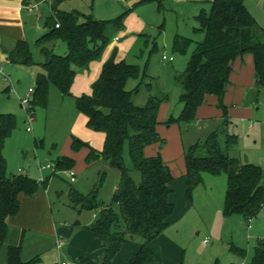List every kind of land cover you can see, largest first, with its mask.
Returning a JSON list of instances; mask_svg holds the SVG:
<instances>
[{"label":"rangeland","instance_id":"obj_1","mask_svg":"<svg viewBox=\"0 0 264 264\" xmlns=\"http://www.w3.org/2000/svg\"><path fill=\"white\" fill-rule=\"evenodd\" d=\"M212 1L175 0L173 3L163 0H136L124 9L122 3L116 0H99L96 3L92 0H67L60 10L92 15L98 20L115 19L125 11L128 12L125 32L120 31L112 35L118 36L120 41L115 43L112 38L102 56L92 63L108 61L113 51L118 48L120 58L140 69L141 77L128 80L127 90H135L142 76L146 75L139 93L134 95V102L143 106L151 97L166 98L158 114V133L165 143L146 149L147 154L151 151L154 155L160 154L176 179L171 184L170 195L175 213L171 216L165 232L172 235L168 238L175 244V249L180 252L185 264H249L257 240L264 239V215L253 219L250 224L242 216L229 219L224 217L228 182L225 172L216 175L204 173L203 182L189 197L187 180L183 176L186 172L184 154L196 145H200V150L204 149L207 138L216 132L223 150L229 147L228 155L231 158L263 167L264 89H260L258 93L257 86L254 90L246 87L247 93L242 101H238V94L226 96L225 104L228 106L231 121L229 124L225 123L227 126H224L225 119L221 118L217 98L214 96L208 97L206 104L199 110L198 117L201 119L189 124H166L170 118L177 119L181 114L182 88L177 82V76L185 71L195 48V43H192L187 53L176 52L173 49V40L177 34H181L194 42L202 41L204 34L195 32L199 26L196 13L201 7L209 12ZM257 4L259 6H256ZM108 6H111L112 10H108ZM249 8L264 24V0H251ZM45 19L43 17L41 21L42 29ZM30 46L34 65L0 67L3 70L0 69V113L15 115L18 123L6 139L4 156L8 164V175L28 174L33 180L42 182L46 179L47 183L46 186L41 185L34 197L23 194L20 196L23 208L19 212L21 218L16 220L9 239L0 247V264H8V247L17 244L23 233L24 258H27V262L39 258L32 264H80L81 258L95 264H103L108 237L95 233L91 226L101 210L112 204L113 195L121 181V173L111 168L105 160L88 166L85 160L87 148L79 151L72 149L75 139L98 151L103 150L105 142L103 133L88 128L87 118L78 110L74 94L64 97L51 85L47 105L36 106L30 124L31 130H28L26 121L29 105L21 108V100L30 89L35 90L38 75L44 73L41 66L44 58L39 47L33 42ZM64 51L67 49L60 42L57 52ZM163 54L173 56L174 60H163ZM106 56H109L108 59ZM240 67L246 73L250 72V75L252 71V79L255 80L252 54H246L241 62H237L233 77ZM232 90L230 89V92ZM83 94L90 95L91 87L83 91L81 96ZM226 129L229 135L237 137L234 142L233 138H228L231 141L228 145ZM206 152L201 150L202 154ZM63 157L75 161L72 171L57 169L56 163ZM124 159L126 166L132 169L128 152H125ZM49 163L55 165V173L49 169L41 171V166ZM104 174V181L100 184ZM132 176L136 182L140 181L139 173L133 172ZM93 191L97 192L90 196ZM75 192L88 200L82 201L81 205L76 204L73 202ZM32 199L34 202H31ZM90 202L98 206L93 211L82 207L89 206ZM114 209L119 213L117 205ZM43 210L46 212L45 216L50 219V225H55L61 230L60 236L65 243H71L69 249L64 246L59 250L52 234L33 230V224L39 220V214ZM44 225H47L46 222ZM205 239H209V242L205 243ZM142 242L140 237L126 242L112 264H127ZM232 246L245 249L246 255L242 253L241 256H245L239 257L232 253Z\"/></svg>","mask_w":264,"mask_h":264},{"label":"trees","instance_id":"obj_2","mask_svg":"<svg viewBox=\"0 0 264 264\" xmlns=\"http://www.w3.org/2000/svg\"><path fill=\"white\" fill-rule=\"evenodd\" d=\"M63 1L66 0H53L54 13L45 21L46 33L36 41L44 58L41 63L44 73L37 77L31 101V110L34 112L36 106L47 105L51 85L62 96H72L71 88L76 75L102 56L113 34L125 29L127 12L115 19L98 20L92 15L59 10V4ZM245 3L246 0H213L209 12L203 7L196 16L199 26L195 32L204 34L202 41L194 42L179 34L175 36L174 51L187 53L192 43H195V48L185 71L177 76V82L182 88L181 114L177 119L170 118L167 125L189 124L199 120V110L206 104L208 97L214 96L221 118L225 119L224 126H227L225 123L231 121L225 104L226 95L237 62H241L248 53L254 59V79L259 88L258 93L264 89V27L260 26ZM60 42L67 51L57 52ZM116 56L117 49L103 64L99 78L92 85L91 94L75 98L78 110L87 118L88 128L105 135L103 150L98 151L76 139L72 149H88L85 159L88 166L105 160L111 168L121 173L112 204L101 210L91 226L95 233L108 237L109 244L103 264H112L122 246L137 237L143 242L127 264H161L149 244L167 229L169 219L175 213L170 195L171 184L176 179L160 154L147 156L145 150L149 146L165 143L158 133V114L166 98L151 97L145 105H137L134 95L139 93L146 75L142 76L135 90H127L128 80L141 77L140 69L125 60H117ZM9 60L16 66L35 64L27 41L17 42L9 54ZM17 124L15 115L0 113V247L10 237V219L16 217L21 209L20 196L34 197L41 185L46 186L47 183L46 179L42 182L33 180L28 174L8 175L4 147ZM225 134L227 145L231 143L228 138L236 141L237 137L229 135L227 129ZM199 146L189 148L184 154L188 196L203 182L204 173L216 175L225 172L228 182L224 217L242 216L250 222L264 213L262 167L231 158L228 155L229 147L223 150L216 132L205 141L204 149H201L207 151L205 154L201 153ZM125 152H128L131 159L132 169L126 166ZM56 165L59 171L68 172L73 170L75 161L63 157ZM133 172L139 173V182L134 180ZM104 178L105 174L100 184ZM96 192L93 191L90 196ZM73 194V202L78 205L88 200L81 194ZM115 205L119 207V213H116ZM82 207L93 211L98 206L90 202L89 206ZM23 242L24 233L17 244L9 245L8 264H32L39 260L36 258L26 262L22 259ZM230 250L239 256L242 253L246 255L245 250L235 246ZM79 262L95 264L85 258L79 259ZM249 264H264V239L257 240Z\"/></svg>","mask_w":264,"mask_h":264},{"label":"crops","instance_id":"obj_3","mask_svg":"<svg viewBox=\"0 0 264 264\" xmlns=\"http://www.w3.org/2000/svg\"><path fill=\"white\" fill-rule=\"evenodd\" d=\"M66 1H63L61 2V4H59V7H58L59 10H60V7L63 4H65ZM135 1L136 0H130L125 4L122 3L123 8L125 9L127 6H129L130 2L132 3ZM163 1L175 3V0H163ZM250 1L246 0L245 4H246L247 9L256 18L260 26L264 27V24L259 20L258 16L254 14L252 10H250L249 8ZM92 2L96 3V2H99V0H93ZM256 6H259V5L257 4ZM107 8L108 10H112L111 6H108ZM202 8L203 7H201V9ZM126 12L127 11H125L124 13ZM199 12H197L196 14L198 15ZM53 13H54L53 0H0V67H4V65H10L13 68L22 67V66H16V65L11 64L9 60V54L15 49L17 42L19 41H27L29 45H31V42L36 44V41L46 33L45 26H44V29H42L43 27H41V21L43 17L47 19L49 16L53 15ZM128 16L129 15L127 12L125 20H124L125 29H126ZM125 29L122 30L123 33L125 32ZM116 37L118 36L113 37V41L115 43H118L120 41V38L118 37L119 40L116 41L115 40ZM119 51L120 50L117 48L116 59L124 60L119 57ZM108 57L106 56V59H108ZM106 61L107 60H104V62L102 63H98V62L92 63L91 62V64L89 65L87 69L80 71L76 75L74 83L72 85V88H71L72 95L74 94L76 96H81L83 91H87V89L90 87L92 90V85L99 78L103 64ZM252 75H253L252 71L250 75V72L246 73V71L245 70L243 71V69L240 67L239 70L236 72V76L235 75L234 77L232 76V79H231L232 84L229 87L228 93L226 96L228 97L230 94H238V101L244 100L246 93H247L246 92L247 89L254 90L257 88L255 80L252 79ZM237 88L239 89L238 91H237ZM230 89H233V90L230 92ZM243 90H245V92H243ZM20 107L23 108L22 102L20 104ZM216 116H219V115H216ZM199 118L201 119V117ZM87 153H88V149H87ZM145 153L147 156H153L155 154L153 153V151L147 154L146 150H145ZM31 202H34L33 199ZM21 207H22V204H21ZM22 209L23 208H21L19 212H21ZM45 210H43L42 212L40 211L41 213L39 214V220H37L36 223L33 224V227H34L33 230L37 231L38 233L42 232L43 234L44 233L52 234L51 236H54V238H56V243L58 245L59 250H61L64 246H66V248L69 249L71 247V243H67V242L65 243V240L63 239V237L60 236V233H62L61 230L59 228H56L55 225L53 226L50 225L51 222H50L49 217L47 215L45 216V213H46ZM262 214L264 215V213L262 212L256 218L260 217ZM20 216H21V213H20ZM20 216L18 213L16 217H14L13 219H10L9 224H10L11 231H12V227L15 226L16 224V220L18 218H21ZM252 221L253 220H251L250 222L248 221L247 222L248 224H250ZM37 222H39V224H37ZM45 222L47 224L46 226L44 225ZM168 236H172V235L167 233V231L166 232L164 231L160 236H158L155 240H153L149 244L150 249L158 256L161 264H185L184 258L183 259L181 258L180 252H178L175 249V244L173 243L171 239L168 238ZM23 255H24V247L22 246V259L27 262V258H24ZM239 257H242V256H239Z\"/></svg>","mask_w":264,"mask_h":264},{"label":"built area","instance_id":"obj_4","mask_svg":"<svg viewBox=\"0 0 264 264\" xmlns=\"http://www.w3.org/2000/svg\"><path fill=\"white\" fill-rule=\"evenodd\" d=\"M118 3H127L128 1L130 0H116ZM57 27H59V25H57ZM116 41L119 40L118 37L115 38ZM163 60H168V61H173L174 58L171 56V57H168L166 54H163ZM1 70H0V74H1ZM33 95H34V90L33 89H30L28 91V93L26 94V96L21 100L22 102V105L25 106V105H29V107L27 108V113H28V121H26V125L28 127V130L30 131L31 128H30V124L31 122L33 121V116H34V111L31 110V101L33 100ZM41 171H45V170H52L53 173L56 172V168H55V165L54 164H46V165H42L41 166ZM262 170L264 172V166L262 167ZM71 175L73 176V173L70 172ZM44 180V179H43ZM209 242V239H205V243H208ZM65 264V263H63Z\"/></svg>","mask_w":264,"mask_h":264}]
</instances>
